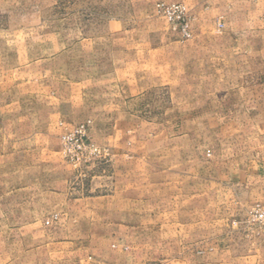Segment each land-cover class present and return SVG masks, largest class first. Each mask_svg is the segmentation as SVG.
<instances>
[{"label": "rangeland", "instance_id": "rangeland-1", "mask_svg": "<svg viewBox=\"0 0 264 264\" xmlns=\"http://www.w3.org/2000/svg\"><path fill=\"white\" fill-rule=\"evenodd\" d=\"M163 2L184 3L0 0V220H10L17 236L11 264L30 251L38 258L31 264H195L187 240L230 230L242 247L264 237L253 211L262 200L235 211L213 207L209 192L238 164L231 155L243 158L234 145L242 143L245 117L235 116L232 132L231 84H214L217 95L211 84L205 91L156 81L164 48L175 57L190 39L159 11ZM190 26L193 37L192 19ZM69 134L77 141H67ZM82 141L98 150L79 147ZM213 141H220L217 153ZM119 151H137L162 171L138 178L139 212L130 197L113 193L119 185L110 171ZM36 156L45 158L44 168L56 162L55 174H31L26 166ZM63 186L67 195L30 194ZM99 189L113 194L104 213L90 210L100 204L89 198ZM37 199L59 204L38 217L54 225L21 242L17 223L31 214L21 204Z\"/></svg>", "mask_w": 264, "mask_h": 264}, {"label": "crops", "instance_id": "crops-1", "mask_svg": "<svg viewBox=\"0 0 264 264\" xmlns=\"http://www.w3.org/2000/svg\"><path fill=\"white\" fill-rule=\"evenodd\" d=\"M180 1L188 6L192 19L193 37L181 46L180 54L175 57L172 56L171 51L168 54L166 47L164 48L161 64L159 63L156 67L159 73L156 81L194 83L205 91L209 89L204 84H211L210 93L219 92L214 84H231L232 132L239 125L235 121V116L241 114L245 117V122L242 124V143L234 145L235 149L242 147L243 158L237 160V155H231V163L238 164L231 166V171L225 174V179L218 181L215 187L209 185V192L213 207L244 211L253 201L264 202V0ZM219 23H223L224 26L220 28ZM233 100L237 101V107ZM212 147L217 153L220 149V141L215 145L213 141ZM33 158L26 168L36 177L41 176L42 172L55 174L58 169L59 165L56 162L55 165L44 168L45 158L41 156ZM47 161L53 162V158L47 156ZM155 162L137 151H119L114 155L110 177L119 186L113 193L123 198L130 197L132 209L135 208L137 212H139V181L137 180L143 173L150 178H157V174L162 171L157 172ZM198 163L202 164L203 160H198ZM165 171L164 175L167 173ZM198 172L197 170V175ZM98 174L97 177H107L102 172ZM178 175L181 176L180 173ZM217 175L219 177V170ZM130 179L132 180L131 188L129 186L124 188L123 185ZM208 181L211 182L209 179ZM201 184L203 185V180ZM97 188L100 187L95 189ZM33 189L31 188L33 193L30 194L48 195L50 193L51 196L68 194L65 186L62 187L63 190L47 192L36 187ZM101 190L99 189L100 192ZM112 195L101 192L100 195L89 197L100 201L99 205H91L90 210H99L104 213L107 210L105 200ZM21 205V211L26 210L31 213L30 218H21L17 223L20 228L18 237L21 242L34 235L39 236L41 230L38 228L54 225L53 222L46 224L44 219L38 217L44 210L54 211L58 208L59 204L56 201L44 205L37 199L33 204L26 203L25 209L24 204ZM137 223L139 224L138 218ZM60 224L58 222V225ZM12 225L13 223L8 219L0 220V242H3L0 246V260H2L0 264H11L9 257L11 243L13 238L17 237L12 234ZM234 241L230 230H227L222 234L190 239L184 244L194 248L191 254L197 258L195 264H264V237L259 240L245 241L247 244L242 247L236 246ZM228 242L231 246L227 245ZM29 253L25 258L24 255L21 256V264L36 262L38 258L32 255L33 252ZM204 257H211V261H207Z\"/></svg>", "mask_w": 264, "mask_h": 264}, {"label": "built area", "instance_id": "built-area-1", "mask_svg": "<svg viewBox=\"0 0 264 264\" xmlns=\"http://www.w3.org/2000/svg\"><path fill=\"white\" fill-rule=\"evenodd\" d=\"M159 11L168 19V21L174 26L175 29L179 30L183 37L191 38L192 29L190 26L191 16L189 10L184 3L173 2V3H160ZM67 141H77L78 138H75L72 134H69L65 137ZM79 147L85 146L87 149L93 150L96 152L98 149L93 143H87L82 141ZM253 211L257 216H259L264 222V206L258 204L254 207Z\"/></svg>", "mask_w": 264, "mask_h": 264}]
</instances>
